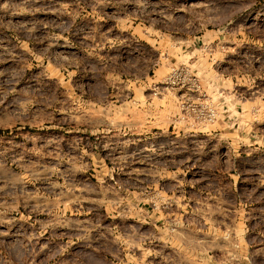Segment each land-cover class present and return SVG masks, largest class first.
I'll list each match as a JSON object with an SVG mask.
<instances>
[{
    "label": "rangeland",
    "instance_id": "374dc122",
    "mask_svg": "<svg viewBox=\"0 0 264 264\" xmlns=\"http://www.w3.org/2000/svg\"><path fill=\"white\" fill-rule=\"evenodd\" d=\"M116 27L139 44L106 47ZM174 69L196 87L172 83ZM183 100L215 118L183 119ZM231 139L264 145V0H0V264H88L137 234L101 213L61 230L57 199L36 193L151 187L184 166L189 141ZM252 166L260 183L264 159Z\"/></svg>",
    "mask_w": 264,
    "mask_h": 264
},
{
    "label": "crops",
    "instance_id": "0c3cea01",
    "mask_svg": "<svg viewBox=\"0 0 264 264\" xmlns=\"http://www.w3.org/2000/svg\"><path fill=\"white\" fill-rule=\"evenodd\" d=\"M112 31L124 37L109 34L106 47L139 44L131 29L116 27ZM150 48L159 65L162 49ZM169 127L189 136L209 131L190 129L176 121ZM186 144L180 161L184 166L161 167L159 178L154 172L151 187L131 188L117 180L103 187L92 180L89 187L36 195L57 199L58 219L64 222L61 230L71 228L65 225L68 221L95 228L100 213L112 227L118 220L137 226L135 235L110 238L111 246L105 252H90L88 264H264V180L256 182L252 166L264 159L258 156H264V145L234 139ZM215 147L223 150L215 153L209 149ZM189 148L196 150L189 153ZM146 226L156 234L144 235L141 229ZM77 260L80 258H74Z\"/></svg>",
    "mask_w": 264,
    "mask_h": 264
},
{
    "label": "built area",
    "instance_id": "2783aa9c",
    "mask_svg": "<svg viewBox=\"0 0 264 264\" xmlns=\"http://www.w3.org/2000/svg\"><path fill=\"white\" fill-rule=\"evenodd\" d=\"M172 79V80H171ZM172 83H176L180 88H188L190 86L196 87L195 79L188 77L186 73L174 69L172 76L169 77ZM181 109L183 111V119L193 116L201 121H212L215 118L216 111L213 108L197 109L190 101L183 100L181 102Z\"/></svg>",
    "mask_w": 264,
    "mask_h": 264
}]
</instances>
